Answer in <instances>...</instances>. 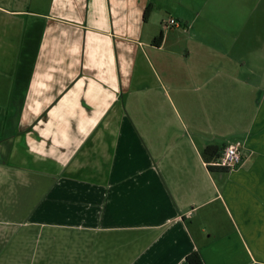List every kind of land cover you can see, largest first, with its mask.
<instances>
[{"label":"crops","instance_id":"obj_1","mask_svg":"<svg viewBox=\"0 0 264 264\" xmlns=\"http://www.w3.org/2000/svg\"><path fill=\"white\" fill-rule=\"evenodd\" d=\"M238 3L233 30L205 2L0 0V264H264V0Z\"/></svg>","mask_w":264,"mask_h":264},{"label":"rangeland","instance_id":"obj_2","mask_svg":"<svg viewBox=\"0 0 264 264\" xmlns=\"http://www.w3.org/2000/svg\"><path fill=\"white\" fill-rule=\"evenodd\" d=\"M187 2H192L195 6L201 7L198 3L205 2V11H208L212 13V16L210 17L211 19L215 20V22L221 27V28H234L237 26V24H232V20H236V23L241 19L239 17L241 16V10L239 8V3L238 0H185ZM256 0H240V4H245L244 5V10L247 9L246 13L249 12V8H252L251 5L254 4ZM242 8V7H241ZM243 9V8H242ZM218 12V13H217ZM176 13L173 11L169 6L166 5L165 12L162 14L164 19H167L171 15ZM247 15V14H245ZM162 17V18H163ZM227 17H231L232 20L227 19ZM176 18V17H175ZM7 175H10L9 169L6 170ZM12 172V178H14ZM4 173L3 170L0 172V193H7V194H18V185L17 184H12V186H7V188H3L4 186ZM17 188V189H16ZM12 202V201H11ZM19 242V240H18Z\"/></svg>","mask_w":264,"mask_h":264},{"label":"built area","instance_id":"obj_3","mask_svg":"<svg viewBox=\"0 0 264 264\" xmlns=\"http://www.w3.org/2000/svg\"><path fill=\"white\" fill-rule=\"evenodd\" d=\"M180 21L174 16H170L163 20L162 27L164 30L170 27L180 26ZM248 156L244 151V144L241 141H236L225 145L218 156L213 157L208 162V167L225 168L226 170H234L241 167L247 160Z\"/></svg>","mask_w":264,"mask_h":264},{"label":"trees","instance_id":"obj_4","mask_svg":"<svg viewBox=\"0 0 264 264\" xmlns=\"http://www.w3.org/2000/svg\"><path fill=\"white\" fill-rule=\"evenodd\" d=\"M163 38V34H160L158 36V40H161ZM156 39V40H157ZM204 156L205 157H216L218 156V148L215 147V146H207L205 151H204ZM209 169L213 170V171H226L225 168H216V167H213V166H209ZM188 262L189 264H204L200 254L198 252H193L192 254H190L188 257Z\"/></svg>","mask_w":264,"mask_h":264}]
</instances>
